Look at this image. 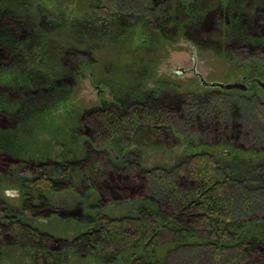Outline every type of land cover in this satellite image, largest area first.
Wrapping results in <instances>:
<instances>
[{"label": "rangeland", "instance_id": "1", "mask_svg": "<svg viewBox=\"0 0 264 264\" xmlns=\"http://www.w3.org/2000/svg\"><path fill=\"white\" fill-rule=\"evenodd\" d=\"M5 1L33 26L35 40L21 70L19 66L13 69L0 50V95L11 102L0 105V152L15 159L6 171H0V212L20 208L24 195L31 194L28 185L34 179V164L84 159L88 151L111 170L104 186L115 192L104 197L99 185L86 181L80 192L65 187L45 193L48 208L25 217L32 226L56 239L70 240L85 232L89 228L82 220L85 213L95 219L115 218L133 215L140 206L160 213L159 207H164L161 190L150 186L149 179L129 178L124 171L128 166H135L141 176L155 170L174 174L187 169L193 154L207 153L235 194L264 192L263 133L257 135L256 143L237 144L227 138L218 123L214 130L209 126L210 130L201 132L181 114L185 104L203 99L204 105L212 103L219 108L221 120L217 122L221 123L227 120L226 102L236 96L252 97L255 104L264 102V90L258 86L252 85L245 92L208 88L191 71L194 68L207 82L246 84L250 78L264 81V57H259L263 50L253 48L251 42L255 41L251 34L255 36L257 31H248L232 21L233 10L244 8L254 12L261 22L264 8L254 11L245 4L238 8L235 0H158L167 4L168 15L159 28L148 17L150 14L132 4L122 11L123 26L99 25L97 35V27H88L92 15L73 16L76 0ZM181 1L195 2L196 21L181 22L177 14ZM261 26L263 36L264 24ZM243 44L247 49L237 48ZM238 50L244 53L238 54ZM27 71L46 74L49 80L55 78L59 90L49 95L37 93L38 88L32 86L28 93L20 94L7 80L19 76L24 79ZM138 92L160 98L173 112L164 135H154L147 125H139L131 135L97 139L89 124L93 119L91 111L98 107L123 110ZM253 105L241 110L246 121L255 117ZM255 130L251 131H259ZM28 162L33 164L25 167ZM252 200L254 203L250 201L246 206L255 209L249 213L257 210L254 214L261 221L264 212L259 211L264 204ZM34 203L38 201L34 199ZM96 204L103 207L90 209ZM244 204L242 199L233 202L232 209L236 212ZM113 255L100 250L85 257L71 251L43 254L4 247L0 249V264H102Z\"/></svg>", "mask_w": 264, "mask_h": 264}, {"label": "trees", "instance_id": "2", "mask_svg": "<svg viewBox=\"0 0 264 264\" xmlns=\"http://www.w3.org/2000/svg\"><path fill=\"white\" fill-rule=\"evenodd\" d=\"M233 3L238 8L245 4L254 11L264 8V0H235ZM132 4L140 8L141 12L150 14L148 17L152 23L162 28V23L168 17L167 4L158 0H76L73 16L92 15V23H88V27L91 30L97 27L95 33L98 35L99 25L123 26L122 11L130 9ZM233 11V22L243 25L248 31H257L255 36L251 34L255 38L251 42L254 44L253 48L263 50L259 57H264V35L260 34L264 19L259 22L254 12H248L244 8ZM177 14L182 23L196 21L195 2L181 1ZM200 21L198 19V23ZM32 27L18 16L8 2L0 0V50L13 69L19 66L21 70V64L28 62L34 49L35 34ZM244 45L237 48L244 49L247 47ZM237 53L243 54L244 50H238ZM62 61L65 62L64 59ZM7 81H11L20 94L28 93L32 86L38 88L37 93L47 92L49 95L59 90L55 78L49 80L46 74L30 71L24 74V79L19 76ZM135 95L123 110L98 107L91 111L93 119L89 124L97 139L131 135L139 125H147L154 135H164L165 127L174 117L173 112L160 98L139 92ZM251 99L252 97L236 96L228 100L225 111L227 120L221 123L217 122L221 120L219 108L212 103L210 106L204 105L203 99L191 100L185 104L181 114L186 116L187 123L196 124L201 132L204 129L210 130L209 126H213L214 130L218 123L220 128L223 126L230 141L237 144L256 143L264 134V102L260 100L255 104ZM9 103L11 102L6 96L0 95V105ZM17 103L21 102H15ZM248 105H253L256 110L253 112L255 117L246 121L241 110ZM16 117L10 116L13 120ZM255 128L259 131L253 133L251 130ZM212 160V156L207 153L193 154L187 169L174 174L171 171L166 173L155 170L146 171L141 176L135 166H128L124 171L129 178L138 179L140 176L143 181L149 179L150 186L162 191L160 194L163 195L164 207H159L160 213L146 206L138 207L133 215L115 218L100 216L101 218L95 219L85 213L82 220L89 228L70 240L54 238L32 226L25 216L36 215L48 208L45 193L65 187L80 192L85 189L86 181L99 185L102 195L107 197L115 192L109 186H104L107 173L111 170L104 168L91 151L86 152L84 159L46 160L44 163L34 164L31 171L34 179L28 185L31 194L24 195L20 208L0 212V249L15 247L43 254L50 251H71L84 257L99 250L114 253L102 264H264V219L257 221L259 217L254 213L258 211L249 213L255 209L246 206L250 201L254 203L252 199L264 204V192L235 194ZM14 162L15 159L9 154L0 152V171H6ZM32 164L28 162L25 167ZM34 199L38 201L37 204ZM241 199L244 206L234 212L233 202H240ZM254 206L258 209V205ZM102 207L96 204L90 209L98 210ZM259 212H264V207ZM237 213L239 218L235 217ZM261 215L264 217V214ZM132 247L135 248L133 251ZM112 257L113 260H110Z\"/></svg>", "mask_w": 264, "mask_h": 264}, {"label": "water", "instance_id": "3", "mask_svg": "<svg viewBox=\"0 0 264 264\" xmlns=\"http://www.w3.org/2000/svg\"><path fill=\"white\" fill-rule=\"evenodd\" d=\"M179 72H184L183 69H178ZM193 72V74L195 76H197L201 82V84L204 87H208V88H219V89H223V90H240V91H244L246 90V84L242 83V82H232V83H221V82H217V81H212V82H207L205 81L201 75L199 73H197L195 71V69L193 68L191 70ZM254 82L262 89L264 90V81L260 80V79H254Z\"/></svg>", "mask_w": 264, "mask_h": 264}, {"label": "flooded vegetation", "instance_id": "4", "mask_svg": "<svg viewBox=\"0 0 264 264\" xmlns=\"http://www.w3.org/2000/svg\"><path fill=\"white\" fill-rule=\"evenodd\" d=\"M254 79L256 78H250L248 80V82L246 83V90L242 91V92H245L247 91L252 85H255V86H258L255 82H254ZM258 79V78H257ZM242 80H245L244 77H242ZM259 87V86H258ZM234 91H240V90H234Z\"/></svg>", "mask_w": 264, "mask_h": 264}]
</instances>
